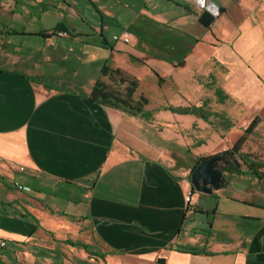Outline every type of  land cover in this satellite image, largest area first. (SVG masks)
<instances>
[{
  "label": "crops",
  "instance_id": "1",
  "mask_svg": "<svg viewBox=\"0 0 264 264\" xmlns=\"http://www.w3.org/2000/svg\"><path fill=\"white\" fill-rule=\"evenodd\" d=\"M210 1L219 16L203 28L195 0H0V264H264V162L224 171L220 189L197 193L190 175L202 158L187 163L150 122L229 131L239 110L213 112L203 101L133 117L87 98L108 77L104 67L139 84L146 75L188 81L192 63L208 59L196 54L210 55L226 68L218 104L243 107L244 143L264 116V0ZM70 55L79 64L52 67L56 83H46L42 65ZM191 106L228 122L168 110ZM226 153L235 157L218 155ZM189 189L197 212L185 211ZM220 208L248 229L235 237L195 229L193 214L214 221Z\"/></svg>",
  "mask_w": 264,
  "mask_h": 264
},
{
  "label": "rangeland",
  "instance_id": "2",
  "mask_svg": "<svg viewBox=\"0 0 264 264\" xmlns=\"http://www.w3.org/2000/svg\"><path fill=\"white\" fill-rule=\"evenodd\" d=\"M198 57H207L203 61H197L192 63L190 68L191 79L175 80L172 78H166V76L160 75L159 78H151L149 75L137 77L140 84H137L136 91L134 93V100L139 98V94L147 98V105L144 109L149 110L152 113L151 117L159 115V111L167 106L181 105H197L200 106L203 101H206V107L210 110H227L229 106L231 109L238 111L239 114L236 117L230 119L233 123V127L228 131L223 129L224 126L217 125L212 127L205 123L197 122L196 120L191 122L187 126H180L178 123L170 122L165 119L152 118L151 124H155V133L162 134L168 140H170L169 150H178L187 158L186 162L192 164L195 156L206 158L208 156H215L226 149L230 150L238 138L244 134V129L247 127V123L240 121L243 115V107L238 105L236 100H225L223 104L219 105V99L215 96L214 90L219 84V81L225 74V67L220 65L210 55H204L197 53ZM65 59L53 60L50 63L43 64V69L47 72L44 77V81L48 84L56 83L54 79L48 78L53 67L57 73L62 71H68L75 68L76 61L71 57H64ZM81 64V63H80ZM85 73H92L93 66L87 65L85 62L81 64ZM103 65V58L98 66L100 68ZM125 75V74H124ZM130 78H133L127 75ZM102 82L107 86L110 91L118 92L123 95L125 93L126 83H121L117 75L101 77ZM154 82H153V80ZM184 87V88H182ZM142 90V91H141ZM80 91V90H75ZM241 108V109H240ZM264 116L261 117V122ZM259 122L256 126L254 133L245 136V142L239 149V156L235 155V159L239 162V168L245 169L244 163L255 162L259 166L261 162H264V123ZM201 144V146H200ZM198 193V192H197ZM201 196V195H199ZM203 196V195H202ZM210 205L215 206V201L209 199ZM202 205V204H199ZM241 207L237 208L236 213L241 210ZM215 211V209H214ZM247 212V210H242ZM207 212L193 214L195 218V226L197 231H207L212 227L215 234L227 236L233 234L235 237L239 230L246 231L248 228L244 226L245 222L238 217H227L222 214L221 208L215 212L214 221L209 218L206 219Z\"/></svg>",
  "mask_w": 264,
  "mask_h": 264
},
{
  "label": "trees",
  "instance_id": "3",
  "mask_svg": "<svg viewBox=\"0 0 264 264\" xmlns=\"http://www.w3.org/2000/svg\"><path fill=\"white\" fill-rule=\"evenodd\" d=\"M107 68L101 69L102 76H114L117 75L121 83H126L125 93L123 95L118 94V92L110 91L107 86H105L102 81L97 80L95 81L93 88L90 92V95L87 97L88 100L97 102L102 106H109L112 108H116L117 110H122L124 113L128 115L137 116H146L148 115L147 112L144 110V106L147 104V100L145 97L141 96L136 101H133V94L137 88V81L134 78H130L127 75H124L118 69H112L107 72ZM169 111L173 113H181V114H193L196 115L197 118L205 121L208 124H215L217 121L219 122H228L226 118L222 115L214 114L213 112L197 106H191L185 109L181 108H173L169 107ZM256 121H253L249 128L246 130L245 134H250L254 127ZM244 141V136H241L236 144L230 149V152H233L235 155H238V150L241 148V145ZM230 156V155H229ZM234 158V157H233ZM203 159V158H202ZM202 159H198L195 164H193L191 171L196 167L197 164ZM236 164L229 163L228 167H224L222 171H226L227 173H237L240 174L241 170L235 167ZM248 171L254 175L255 177L261 178L259 172L253 165H249L246 167Z\"/></svg>",
  "mask_w": 264,
  "mask_h": 264
},
{
  "label": "water",
  "instance_id": "4",
  "mask_svg": "<svg viewBox=\"0 0 264 264\" xmlns=\"http://www.w3.org/2000/svg\"><path fill=\"white\" fill-rule=\"evenodd\" d=\"M214 20V15L207 10H203L198 17L197 22L203 28H208ZM227 157L230 161L225 159V154L202 159L191 172L190 184L192 188L198 193L210 195L213 194L214 191L220 189L226 181V178L223 175L222 169L218 166L219 162L224 159L225 165H228L230 162L236 164L235 167L240 165L232 155Z\"/></svg>",
  "mask_w": 264,
  "mask_h": 264
},
{
  "label": "built area",
  "instance_id": "5",
  "mask_svg": "<svg viewBox=\"0 0 264 264\" xmlns=\"http://www.w3.org/2000/svg\"><path fill=\"white\" fill-rule=\"evenodd\" d=\"M195 1L197 2L198 6L200 7L202 11L203 10L209 11L212 15L215 16V18L219 16V9L216 7L215 3L211 2L210 0H195ZM15 186L17 189H19V191L23 190V187L20 186L19 184L15 183ZM192 196H193V189H189L186 195L184 196L186 212H197L198 211L197 206L194 204V201L192 200ZM6 247H7L6 242L0 239V250L5 249Z\"/></svg>",
  "mask_w": 264,
  "mask_h": 264
},
{
  "label": "flooded vegetation",
  "instance_id": "6",
  "mask_svg": "<svg viewBox=\"0 0 264 264\" xmlns=\"http://www.w3.org/2000/svg\"><path fill=\"white\" fill-rule=\"evenodd\" d=\"M227 156H229V155H227V153L225 154V159H227V161H230V159L227 157ZM224 159H222L220 162H219V167L221 168V169H223L225 166H227V165H225L224 164ZM229 165V164H228Z\"/></svg>",
  "mask_w": 264,
  "mask_h": 264
}]
</instances>
